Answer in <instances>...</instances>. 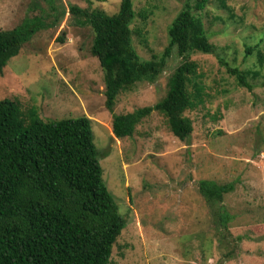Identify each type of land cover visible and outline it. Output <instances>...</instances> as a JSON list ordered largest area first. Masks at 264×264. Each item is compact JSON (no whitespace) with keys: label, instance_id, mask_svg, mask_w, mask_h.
Listing matches in <instances>:
<instances>
[{"label":"rangeland","instance_id":"374dc122","mask_svg":"<svg viewBox=\"0 0 264 264\" xmlns=\"http://www.w3.org/2000/svg\"><path fill=\"white\" fill-rule=\"evenodd\" d=\"M187 1L133 0L132 40L141 60L165 52L169 27ZM120 2L1 0L0 29L35 17L47 27L0 73V101H16L24 112L33 108L44 121L91 120L105 183L126 221L110 264H264V0H210L198 14L216 49L190 55L198 72L189 90L194 96L195 83L203 84L204 102L193 97L197 105L186 112L194 127L186 141L157 111L132 138L113 134L114 115L165 99L182 63L174 49L156 83L123 91L110 112L104 72L91 51L93 31L69 8L114 15ZM222 61L247 72L252 89L239 85ZM202 180L234 184L221 204L227 227L201 195Z\"/></svg>","mask_w":264,"mask_h":264},{"label":"trees","instance_id":"16d2710c","mask_svg":"<svg viewBox=\"0 0 264 264\" xmlns=\"http://www.w3.org/2000/svg\"><path fill=\"white\" fill-rule=\"evenodd\" d=\"M209 2L188 0L169 27L165 52L149 61L141 60L133 46L131 26L137 15L133 0H121L114 15L70 6L72 18L93 31L91 51L104 72L110 112L123 91L139 82L156 83L174 49L182 58L163 101L113 116L115 138H132L153 111L165 116L171 133L181 141L192 135L193 122L185 115L197 101L204 102V87L195 83L192 96L189 84L197 75L198 64L190 55L213 54L216 49L198 15ZM59 20L57 16L55 24ZM45 27L35 17L26 18L14 29H0V73ZM223 64L239 85L252 89L247 72ZM234 189L233 183H199L201 195L217 208L221 226L227 227L229 221L221 204ZM125 227L103 177L91 120L83 116L44 121L33 108L24 112L16 101H0V264H110Z\"/></svg>","mask_w":264,"mask_h":264}]
</instances>
